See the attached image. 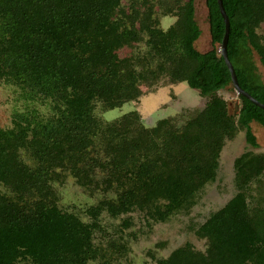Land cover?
Instances as JSON below:
<instances>
[{"label": "trees", "instance_id": "1", "mask_svg": "<svg viewBox=\"0 0 264 264\" xmlns=\"http://www.w3.org/2000/svg\"><path fill=\"white\" fill-rule=\"evenodd\" d=\"M204 3L211 47L199 51L194 0H0V81L49 108L15 111L11 125L0 127V264H113V245L95 242L102 213L138 211L165 222L188 212L216 179L227 141L243 131L258 147L251 122L264 126V109L237 94L231 112L220 95L234 90L219 52L224 23L217 0ZM222 4L238 84L264 104L254 61L256 54L264 67V34L257 31L264 0ZM155 8L176 20L162 29ZM143 38L144 55H120ZM182 82L204 99L202 107L152 126L137 110L111 120L94 113L97 103L108 111L137 100L143 84L151 90ZM232 167L234 193L195 229L206 248L186 242L156 264H264V152L244 150ZM66 174L113 196L86 207L84 220L58 205L52 182ZM131 224L128 216L121 222Z\"/></svg>", "mask_w": 264, "mask_h": 264}, {"label": "rangeland", "instance_id": "2", "mask_svg": "<svg viewBox=\"0 0 264 264\" xmlns=\"http://www.w3.org/2000/svg\"><path fill=\"white\" fill-rule=\"evenodd\" d=\"M123 4L129 0H122ZM194 14L201 33L195 41V47L199 51H205L211 47L209 25L207 20V8L204 0H194ZM153 17L158 26L166 29L176 20L174 14H166L162 9L155 8ZM257 31L264 34V22ZM119 50L121 56L144 55L147 45L144 41ZM254 61L258 72L264 82V67L259 63L258 56L254 54ZM144 93L137 99L126 102L120 107L103 110L97 103L94 113L103 120H111L124 112L137 110L146 126H152L156 120L172 115L178 116L185 108H200L204 99L197 92H192L186 83L165 84L150 89L147 85L141 86ZM188 87V88H187ZM190 89V90H189ZM220 95L228 101V107L232 112L235 102H238L235 90L224 89ZM22 90L15 84L0 81V127L11 125V114L15 111H23L29 108H37L42 113L49 110L47 103L40 100L32 101L23 98ZM184 117L178 118L177 125L181 124ZM253 132L257 138L258 148L250 147L244 139L243 131L223 146L220 154L217 177L213 182L205 185L199 192L196 203L188 212H180L170 217L165 222H151L143 218L138 211L121 215L117 218L108 216L105 212L101 215L103 231H97L95 242L101 245H113L109 248L112 253L113 264H156L160 258L167 257L178 246L188 242L196 250L203 251L206 248V239L199 238L195 229L207 218L209 213L221 205L234 193L233 186V159L244 150L264 152V128L253 123ZM264 178V177H263ZM52 187L57 192L58 205L62 209L75 211L87 220L84 209L94 204L104 196H113V193L103 194L100 191L86 189L78 185L75 179L66 174L64 179L52 182ZM128 216L132 224L129 227L121 225L122 220ZM122 243L121 248L114 247ZM88 264H96L89 262Z\"/></svg>", "mask_w": 264, "mask_h": 264}, {"label": "water", "instance_id": "3", "mask_svg": "<svg viewBox=\"0 0 264 264\" xmlns=\"http://www.w3.org/2000/svg\"><path fill=\"white\" fill-rule=\"evenodd\" d=\"M217 5H218L219 12H220V15H221V17L223 19V23H224V33H223V36H222V39L220 42L219 52H220L221 56L223 57L224 62L227 66V69L230 73L231 84H232V86H233V88L237 94H240V95L248 98L254 104H256L257 106L264 109V104L260 103L256 99H254L249 93L244 91L238 84V80H237L234 68H233L232 63L230 62V60L228 58V54H227V41H228V35H229V19H228V16L226 14V11L223 7L222 0H217ZM237 110H238V102L236 101L235 105H234V112H237Z\"/></svg>", "mask_w": 264, "mask_h": 264}, {"label": "crops", "instance_id": "4", "mask_svg": "<svg viewBox=\"0 0 264 264\" xmlns=\"http://www.w3.org/2000/svg\"><path fill=\"white\" fill-rule=\"evenodd\" d=\"M253 123H255L256 124V126L257 125H259V126H261L260 124H258V123H256V122H251V128H252V131H253ZM262 128H264V126H262ZM254 133V132H253ZM255 135V134H254ZM245 139V138H244ZM256 140H257V138H256ZM258 143V142H257ZM258 148V147H257ZM255 149V148H254ZM263 152V151H262Z\"/></svg>", "mask_w": 264, "mask_h": 264}, {"label": "flooded vegetation", "instance_id": "5", "mask_svg": "<svg viewBox=\"0 0 264 264\" xmlns=\"http://www.w3.org/2000/svg\"><path fill=\"white\" fill-rule=\"evenodd\" d=\"M208 50V49H207Z\"/></svg>", "mask_w": 264, "mask_h": 264}]
</instances>
